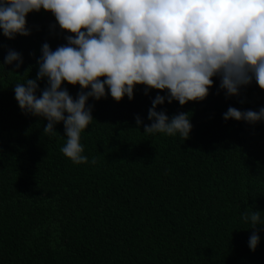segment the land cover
<instances>
[{
    "label": "trees",
    "instance_id": "trees-1",
    "mask_svg": "<svg viewBox=\"0 0 264 264\" xmlns=\"http://www.w3.org/2000/svg\"><path fill=\"white\" fill-rule=\"evenodd\" d=\"M26 21L28 36L0 32V264H264V225L252 251L243 220L258 210L264 221V121L222 118L229 107H264L255 80L226 98L214 77L203 101L158 105L169 117L189 113L186 140L143 132L158 90L90 98L94 120L80 141L88 162L73 164L60 151L63 124L45 135L47 121L23 113L14 94L36 77L42 44L55 50L69 33L43 9ZM9 49L21 54L19 69L2 65Z\"/></svg>",
    "mask_w": 264,
    "mask_h": 264
},
{
    "label": "clouds",
    "instance_id": "clouds-1",
    "mask_svg": "<svg viewBox=\"0 0 264 264\" xmlns=\"http://www.w3.org/2000/svg\"><path fill=\"white\" fill-rule=\"evenodd\" d=\"M41 9L69 34L55 50L42 44L37 75L15 84V100L23 113L47 121L45 135H56V125L63 124L66 142L60 151L73 164L88 162L80 141L94 120L90 98L132 100L136 85L145 86V95L158 90L143 132L186 140L192 129L189 113L169 117L157 111L158 105L203 101L214 77L226 98L239 96L253 80L264 90V0H0V32L9 40L30 35L26 17ZM12 64L19 69L23 58L9 49L2 65ZM64 83L79 86L75 98ZM222 118L255 124L264 121V107H229ZM135 123L138 129L143 124L139 115ZM260 214L243 216L253 229L252 251L260 239L255 228L264 225Z\"/></svg>",
    "mask_w": 264,
    "mask_h": 264
}]
</instances>
